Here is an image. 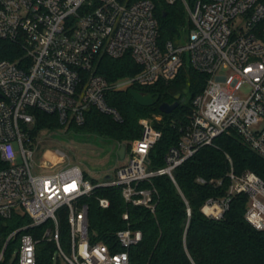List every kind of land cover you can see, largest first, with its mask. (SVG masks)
Wrapping results in <instances>:
<instances>
[{
  "label": "built area",
  "instance_id": "built-area-1",
  "mask_svg": "<svg viewBox=\"0 0 264 264\" xmlns=\"http://www.w3.org/2000/svg\"><path fill=\"white\" fill-rule=\"evenodd\" d=\"M163 1H180L190 28L176 43L160 46L150 0H0V40L21 49L14 60L0 59V264H36L41 241L53 243V264H131L129 249L140 243L142 232L130 227L128 212L122 214L127 226L114 232L120 251L89 233L86 199L95 197L96 189L118 188L126 204L154 213L153 178L166 175L175 183L174 170L222 134H236L264 159V0ZM126 55L137 66L134 74L108 83L97 73L102 57ZM184 64L206 79L190 99L188 121L177 123L180 137L164 166L149 168L148 152L161 137L155 116L139 119L138 138L118 143L126 164L109 178L91 182L68 163L54 172H35L27 148L32 140L22 128L33 126L32 110L56 115L63 126L82 124L89 108L119 121L105 101L109 90L173 80ZM46 157L40 170L65 161L58 150ZM226 159L224 178L196 179L215 187L228 181L225 195L207 200L201 211L221 218L232 197L245 194L244 219L264 231V180L251 171L235 173ZM95 199L100 208L109 207L108 198ZM61 219L68 225L65 246Z\"/></svg>",
  "mask_w": 264,
  "mask_h": 264
},
{
  "label": "trees",
  "instance_id": "trees-1",
  "mask_svg": "<svg viewBox=\"0 0 264 264\" xmlns=\"http://www.w3.org/2000/svg\"><path fill=\"white\" fill-rule=\"evenodd\" d=\"M154 5V16L158 23V44L177 41L181 32L190 28L184 7L180 1L166 4L163 0H150ZM191 1V0H190ZM21 54L20 47L9 40H0V59L14 60ZM137 66L129 56L119 59L102 57L97 73L108 83L130 76ZM206 75L193 70L188 64L180 69L170 81H159L149 87L133 85L141 92L158 94L156 104L148 107L138 105L128 93V89L109 90L106 103L120 115L114 120L110 115L89 108L82 124L70 123L67 129L110 139L117 143L138 138L141 118L160 116L153 126L161 131V137L148 152L149 168L164 166V157L170 147L177 144L180 131L177 123H186L190 113V99L198 94L205 84ZM184 90L187 94L184 95ZM185 96V102L170 113H162L160 103H172L175 96ZM34 124L27 131L30 140L35 141L42 131L63 128L54 114L32 110ZM214 146L199 149L192 157L178 166L173 177L166 175L153 178L158 192V202L154 213L145 208L126 204L118 188H98L95 197L86 199L88 204V230L94 234L93 240L106 243L115 251L121 248L114 240V232L125 228L122 214L128 212L129 225L142 232V240L129 249L131 264H264V231L254 229L245 219L247 204L245 194L234 195L228 209L221 218L206 216L201 208L209 199L219 200L226 193L228 181L220 186L196 182L198 177L205 180L224 178L228 170L226 155L232 161L235 173L251 171L264 180V159L246 146L233 133H225L215 139ZM96 197L109 199V207L98 206ZM21 222L11 223L10 228ZM62 244L67 243L68 225L60 220ZM54 245L41 241L36 246V264H53ZM2 264H6L4 261Z\"/></svg>",
  "mask_w": 264,
  "mask_h": 264
},
{
  "label": "rangeland",
  "instance_id": "rangeland-1",
  "mask_svg": "<svg viewBox=\"0 0 264 264\" xmlns=\"http://www.w3.org/2000/svg\"><path fill=\"white\" fill-rule=\"evenodd\" d=\"M120 88L126 89V86ZM67 127L63 126L62 129L55 131H42L36 140L27 146L33 151L35 172L44 174L54 172L68 163L77 165L85 179L99 182L106 175L112 174L116 168L126 164V159L117 155L119 149L117 142L94 134L79 133ZM54 150L62 152L65 161L51 170H40L37 165L43 160H48L46 152L51 153ZM16 161H20L19 154Z\"/></svg>",
  "mask_w": 264,
  "mask_h": 264
},
{
  "label": "water",
  "instance_id": "water-1",
  "mask_svg": "<svg viewBox=\"0 0 264 264\" xmlns=\"http://www.w3.org/2000/svg\"><path fill=\"white\" fill-rule=\"evenodd\" d=\"M187 90H184V95L187 94ZM128 93L132 97V99L140 106L148 107L152 106L157 103L159 95L150 93V92H141L138 90H135L133 88L128 89ZM185 96L180 97L179 95L175 96V101L172 103L163 102L160 103L158 106V109L162 113H170L172 110H174L178 104L184 103ZM117 155L119 158H123L124 155V145H121L120 148L117 151ZM106 178H109V175L106 176Z\"/></svg>",
  "mask_w": 264,
  "mask_h": 264
},
{
  "label": "bare ground",
  "instance_id": "bare-ground-1",
  "mask_svg": "<svg viewBox=\"0 0 264 264\" xmlns=\"http://www.w3.org/2000/svg\"><path fill=\"white\" fill-rule=\"evenodd\" d=\"M205 211H206V209H205Z\"/></svg>",
  "mask_w": 264,
  "mask_h": 264
}]
</instances>
